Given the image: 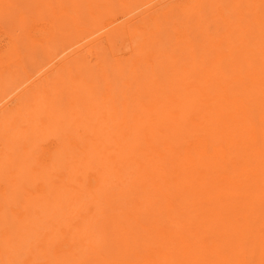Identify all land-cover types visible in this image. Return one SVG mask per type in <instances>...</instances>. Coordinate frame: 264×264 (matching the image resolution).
Segmentation results:
<instances>
[{"label": "rangeland", "instance_id": "rangeland-1", "mask_svg": "<svg viewBox=\"0 0 264 264\" xmlns=\"http://www.w3.org/2000/svg\"><path fill=\"white\" fill-rule=\"evenodd\" d=\"M172 1L173 10L166 6ZM89 11L99 13L94 24ZM225 35L232 45L239 39L262 47L264 0H0V264H79L89 252L81 238L98 247L102 231L113 236L110 216L119 212L107 203L128 192L136 168L119 172L122 163H110L104 151L117 162L124 155L113 139L125 144L117 136L124 108L129 120L140 111L137 84L150 71L145 53L164 82L192 63L184 37L203 47ZM171 60L183 63L177 68ZM252 112V119L264 115ZM80 222V237L68 236ZM68 245L78 258L68 259ZM259 254L241 256L238 264H264Z\"/></svg>", "mask_w": 264, "mask_h": 264}, {"label": "bare ground", "instance_id": "bare-ground-1", "mask_svg": "<svg viewBox=\"0 0 264 264\" xmlns=\"http://www.w3.org/2000/svg\"><path fill=\"white\" fill-rule=\"evenodd\" d=\"M176 2L166 6L173 10ZM90 18L94 24L99 13H90ZM82 23L89 21L82 19ZM210 40L203 47H193L184 37L192 63L189 68L181 67V61L178 72L169 69L172 75L164 82L156 76L152 55L145 53L150 71L148 81L137 84L138 94L143 91L144 98L138 104L140 111L130 114L129 120L124 108L117 136L124 137L125 144L118 137L113 139L124 155L117 162L107 145L104 151L110 163H122L119 172L135 167V178L128 192L119 194L121 199L107 203L110 210L119 212L110 216L113 236L107 238L101 230L102 246L98 247L85 245L88 236L81 238L80 245L89 252L79 264H238L248 254L264 252V115L251 118L253 110L264 114V45L244 47L236 43L239 39L232 45L226 35ZM256 57L260 60H253ZM102 119L106 121V115ZM81 226L77 223L76 232L73 229L67 235L80 237ZM68 246V259L78 258L74 246Z\"/></svg>", "mask_w": 264, "mask_h": 264}]
</instances>
